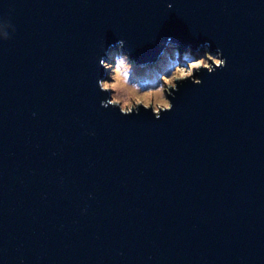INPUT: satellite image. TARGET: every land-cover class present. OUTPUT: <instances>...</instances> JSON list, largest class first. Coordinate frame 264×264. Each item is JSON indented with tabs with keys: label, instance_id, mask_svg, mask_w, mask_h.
I'll use <instances>...</instances> for the list:
<instances>
[{
	"label": "water",
	"instance_id": "water-1",
	"mask_svg": "<svg viewBox=\"0 0 264 264\" xmlns=\"http://www.w3.org/2000/svg\"><path fill=\"white\" fill-rule=\"evenodd\" d=\"M169 38L227 66L101 107L105 49ZM0 264H264V0H0Z\"/></svg>",
	"mask_w": 264,
	"mask_h": 264
},
{
	"label": "clouds",
	"instance_id": "clouds-1",
	"mask_svg": "<svg viewBox=\"0 0 264 264\" xmlns=\"http://www.w3.org/2000/svg\"><path fill=\"white\" fill-rule=\"evenodd\" d=\"M2 22L6 29L15 30L10 22ZM9 35V31L6 30L3 39H8ZM124 45L125 41L120 39L105 49L104 56L99 58V66L104 69V75L97 77L98 90L107 93L100 100V106L118 107L121 115L138 113L142 107L145 111L150 109L153 116L159 119L165 112L172 110L174 106L172 100L180 85L189 81L201 84L203 81L198 73L206 70L211 74L227 66V58L223 56L222 49L217 48L213 54L209 50V42L202 45V55L200 49L181 54L178 46L169 38L159 54L155 70L149 69L147 65L137 66L129 54L122 51ZM178 56H182V62H177ZM137 67H143L152 73L158 72L156 86L142 87L139 82L142 78L134 75Z\"/></svg>",
	"mask_w": 264,
	"mask_h": 264
},
{
	"label": "rangeland",
	"instance_id": "rangeland-1",
	"mask_svg": "<svg viewBox=\"0 0 264 264\" xmlns=\"http://www.w3.org/2000/svg\"><path fill=\"white\" fill-rule=\"evenodd\" d=\"M177 62H182V56L177 57ZM156 68H157V64L154 66H149V69H152V70H155ZM164 70H167V69H164ZM134 75L142 78L139 81L142 87H145V88L146 87H154L158 83V77H159L158 72L152 73V71L147 70L143 67H137ZM153 75H155V76L152 77Z\"/></svg>",
	"mask_w": 264,
	"mask_h": 264
},
{
	"label": "trees",
	"instance_id": "trees-1",
	"mask_svg": "<svg viewBox=\"0 0 264 264\" xmlns=\"http://www.w3.org/2000/svg\"><path fill=\"white\" fill-rule=\"evenodd\" d=\"M200 54L202 55L203 53L202 52H200ZM155 75H153L152 77H154Z\"/></svg>",
	"mask_w": 264,
	"mask_h": 264
}]
</instances>
